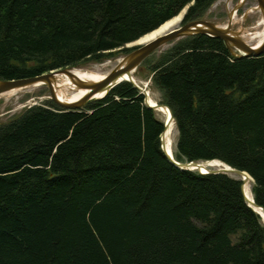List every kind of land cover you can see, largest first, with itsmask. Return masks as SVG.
Returning a JSON list of instances; mask_svg holds the SVG:
<instances>
[{
	"label": "trees",
	"instance_id": "obj_1",
	"mask_svg": "<svg viewBox=\"0 0 264 264\" xmlns=\"http://www.w3.org/2000/svg\"><path fill=\"white\" fill-rule=\"evenodd\" d=\"M217 0H0V81L128 54ZM146 71L177 130L178 163L219 160L264 208V54L206 35L173 41ZM163 121L132 84L75 110L52 101L0 122V264H264V225L226 174L180 170Z\"/></svg>",
	"mask_w": 264,
	"mask_h": 264
},
{
	"label": "bare ground",
	"instance_id": "obj_2",
	"mask_svg": "<svg viewBox=\"0 0 264 264\" xmlns=\"http://www.w3.org/2000/svg\"><path fill=\"white\" fill-rule=\"evenodd\" d=\"M226 11H227V21L222 25H214L221 32L228 34L236 39L243 40L253 47L254 50H257L264 41V6L260 5L257 0H226ZM183 20V14H178L174 18L170 19L160 30H157L151 34H148L142 37L139 42L145 44L153 39V37L162 33V29L166 28V32L172 29L177 28ZM237 26V30H234V27ZM253 32L251 34H247ZM128 44L127 46H131ZM228 47L231 49L232 53L236 56L245 55V52H239L236 50L230 43ZM234 51V52H233ZM120 56L116 59L106 60L105 62L93 66L91 68L84 69H72L69 71H52L48 74L47 78L42 79L41 81L33 82L22 87L12 89L4 94L0 95V99L4 98L8 100L9 98L15 97L16 95L23 92H31L33 90L47 89L51 90L54 98L61 104L65 106H71L79 104L83 99L90 95V89H84L81 87L82 84H85L89 87H94L97 83L105 79V77L116 67V64L122 61V59L127 56ZM137 69L131 70L128 73L121 75L118 80L128 79L129 81L134 82L138 86L144 88L147 92L148 97L146 99L147 103L152 107H155L156 113L161 117L165 126L164 134L162 136L163 143L166 145L165 149L169 150L173 148L172 143V133L175 129L174 120L170 117V112L157 100L153 99L147 89L148 84L138 82L135 77V71ZM146 84V86H145ZM108 86L103 89L95 92L89 99H99L103 97L107 90ZM50 98V93L48 95ZM173 151V150H172ZM194 167V170L202 169L203 167H211L212 169L216 168H226L222 163L218 161H211L206 163L203 166H196L195 164L191 165ZM241 179H244V190L246 198L249 202L253 200L251 193V184L252 180L249 176L245 174L238 175ZM256 208V207H254ZM261 215V221L264 223V212L261 209H256Z\"/></svg>",
	"mask_w": 264,
	"mask_h": 264
},
{
	"label": "water",
	"instance_id": "obj_3",
	"mask_svg": "<svg viewBox=\"0 0 264 264\" xmlns=\"http://www.w3.org/2000/svg\"><path fill=\"white\" fill-rule=\"evenodd\" d=\"M258 3L262 6H264V0H257ZM187 10V7L184 8L179 14H185ZM172 19V18H171ZM170 21V19L168 20ZM168 21L162 23L161 25H159L156 29L152 30L151 32L145 34L144 36L151 34L157 30H160ZM166 28L162 29V33L153 37L152 40H150L149 42L142 44V43H137L134 44L136 42H139V40L144 37H140L139 39L135 40L134 42H131L129 44H132L131 46H125L126 49L129 50L128 55L125 56L122 61H120L119 63L116 64L115 69H113L106 77L105 79H103L102 81H100L99 83H97L94 87H89L85 84H82L81 87L84 89H90V95H88V97H86L85 99H83L79 104L76 105H71V106H65L61 103H59L53 96V94L51 93V90L47 87L49 93H50V100L58 107L62 108V109H67V110H75V109H81L87 105H89L90 103H93L97 100H102L104 99L108 93L118 84L122 83V82H128L130 84H132L136 89H138L140 91V94H142L144 96V104L150 108L151 110H153L156 113L155 107H152L151 105H149L146 101L148 94L147 92L144 90V88L138 86L137 84H135L132 81H129L128 79H121L119 81L118 78L123 75L124 73H128L131 70L137 69L139 67V65L144 61V59H146L147 57H149L150 55H152L154 52H156L157 50H159L162 46L164 45H168L169 43L173 42V41H177L183 38H187V37H191V36H195V35H206L209 37H213V38H218L220 40H222L224 42V44L228 47V43H230L236 50H238L239 52H245V55H234L233 53L232 56L236 57V58H241V57H260L264 54V41L261 44V46L257 49L254 50L253 47L251 45H249L247 42L240 40V39H236L232 36H229L226 33L221 32L218 28H216L212 23L206 21V20H194V21H190V22H186L184 23L183 20L181 22V24L175 28L172 29L170 31L166 32ZM253 32H249L247 34H251ZM72 69H76V68H71V69H58L59 71H69ZM56 71V70H53ZM52 72V71H50ZM49 72V73H50ZM49 73H45V74H41L38 76H33V77H28V78H19V79H11V80H2L0 81V95L4 94L12 89L18 88V87H22L25 86L27 84L33 83V82H37V81H41L42 79L47 78ZM151 78V77H150ZM149 78V80H150ZM147 81L146 84H148ZM145 84V86H146ZM109 87L106 94L99 98V99H89L95 92L103 89L104 87ZM165 108H167L170 112V117L172 120H174L172 113L169 109L168 106L163 105ZM157 115V113H156ZM175 123V122H174ZM164 130H165V126L166 124H164ZM164 134V131L162 132V134L160 135V148L162 153L165 155V157L178 169L180 170H187V171H193V172H197L199 174L202 175H209V174H219V173H223L226 174L227 176L240 181L241 183V192H242V196L244 198V201L246 202V205L256 214L259 216V218L261 219V215L260 213H258L256 211V209H261L264 212V208L258 206L257 204L254 203V201L252 200L251 202L248 201V199L246 198L245 195V190H244V179L240 178L238 175L239 174H245L247 176H249L246 172H241L238 171L232 167H230L229 165L223 163L222 161L219 160H210V161H196V162H187V163H178L173 159L172 156V150L170 149L169 152L166 151L165 147L166 145L163 143L162 140V136ZM211 161H218L220 163H222L224 166L227 167L226 168H216V169H212L211 167H203L204 170L202 171V169H198V170H194V167H192V164H195L197 167L198 166H203L206 163H210ZM250 177V176H249ZM251 178V177H250ZM252 180V178H251ZM253 181V180H252ZM256 207V208H254ZM262 224L264 225L263 221H261Z\"/></svg>",
	"mask_w": 264,
	"mask_h": 264
},
{
	"label": "rangeland",
	"instance_id": "obj_4",
	"mask_svg": "<svg viewBox=\"0 0 264 264\" xmlns=\"http://www.w3.org/2000/svg\"><path fill=\"white\" fill-rule=\"evenodd\" d=\"M225 2L226 0H217L216 2H214L206 14L205 20L212 23L213 25L224 24L228 18ZM237 28L238 27L235 26L234 30H237ZM167 47L168 45H164L160 48V50H164ZM228 49L231 54L232 53L231 49L230 48ZM120 56H124V55L119 53L115 55L114 57L118 58ZM109 60H112V59H109ZM101 63H103V61L100 63H88L87 65L79 69L91 68ZM145 75H146V71L141 68L135 71L134 77L138 82L147 83V81L145 80ZM147 89L149 91L150 96L159 102L160 101L159 94L152 89L150 82H148ZM48 95H49L48 89H40V90H33L31 92L20 93L16 95L15 97L9 98L8 100L1 98L0 99V122L5 121L7 118L20 113L22 110H24L25 108L29 106L39 105V104H42L43 102L51 101ZM157 117L161 120V117L158 114H157ZM174 128L175 129L173 130L172 137H171L172 143H173V149L175 147V143L177 139V130H176V127Z\"/></svg>",
	"mask_w": 264,
	"mask_h": 264
}]
</instances>
